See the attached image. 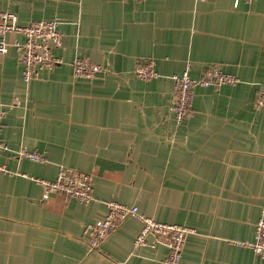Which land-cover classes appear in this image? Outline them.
Here are the masks:
<instances>
[{
    "label": "crops",
    "instance_id": "crops-1",
    "mask_svg": "<svg viewBox=\"0 0 264 264\" xmlns=\"http://www.w3.org/2000/svg\"><path fill=\"white\" fill-rule=\"evenodd\" d=\"M27 26L57 20L62 63L25 82L14 44L0 54V264H167L168 249L137 248L142 223L128 218L96 249L86 227L110 202L137 206L155 221L194 230L181 264H264L255 254L264 217V0H0ZM88 57L103 67L75 77ZM154 58L159 78L134 75ZM190 67L238 77L194 88L191 117L171 110L172 76ZM41 153L20 159L16 151ZM72 168L93 176V199L43 198L31 177L55 180Z\"/></svg>",
    "mask_w": 264,
    "mask_h": 264
},
{
    "label": "built area",
    "instance_id": "built-area-1",
    "mask_svg": "<svg viewBox=\"0 0 264 264\" xmlns=\"http://www.w3.org/2000/svg\"><path fill=\"white\" fill-rule=\"evenodd\" d=\"M240 0H235L238 6ZM15 33L23 37V41H16L14 47L23 67V78L29 83L39 79L44 73L52 72L62 63V59L55 55L61 48L63 36L60 22L57 20H40L27 26L18 23L17 15L13 12L0 9V54L9 50L7 35ZM75 77L93 79L103 72V67L94 64L88 57L76 58L73 63ZM190 67L181 75L172 76L173 96L171 110L177 121L182 122L193 113L192 100L194 88H219L225 85H235L239 82L237 76L225 73L219 68H209L199 79L190 77ZM134 75L142 80L159 78L154 58L139 59L135 65ZM256 106L264 108V85H262L256 99ZM6 111H0V153L10 148L1 139L2 119ZM20 159L28 158L34 162H41L44 157L37 151L26 148L16 151ZM2 168V167H0ZM44 190L43 198L47 199L54 194H62L67 199H77L89 203L93 199V176L72 168L62 167L55 180H45L31 177ZM136 218L142 223L141 231L135 241L137 248L149 245L148 238L153 236V246L163 245L168 249L167 264H181L182 253L188 237L194 233L193 229L182 225L167 224L155 221L140 213L137 206H128L118 202L108 204V212L98 222L86 227V241L91 249L99 248L128 218ZM251 248L255 254L264 259V217L256 224L255 242Z\"/></svg>",
    "mask_w": 264,
    "mask_h": 264
}]
</instances>
